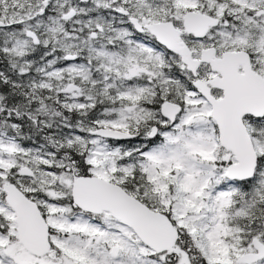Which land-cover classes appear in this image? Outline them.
Returning <instances> with one entry per match:
<instances>
[{
	"label": "snow or ice",
	"instance_id": "6c2138e0",
	"mask_svg": "<svg viewBox=\"0 0 264 264\" xmlns=\"http://www.w3.org/2000/svg\"><path fill=\"white\" fill-rule=\"evenodd\" d=\"M0 264H264V0H0Z\"/></svg>",
	"mask_w": 264,
	"mask_h": 264
}]
</instances>
